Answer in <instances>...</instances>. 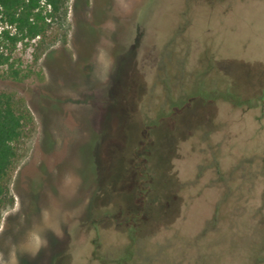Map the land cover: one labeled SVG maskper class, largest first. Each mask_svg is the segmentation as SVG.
Returning a JSON list of instances; mask_svg holds the SVG:
<instances>
[{"label": "rangeland", "instance_id": "374dc122", "mask_svg": "<svg viewBox=\"0 0 264 264\" xmlns=\"http://www.w3.org/2000/svg\"><path fill=\"white\" fill-rule=\"evenodd\" d=\"M3 29L17 40L0 36V91L31 121L0 210V264H102L96 241L124 247L145 134L149 264H264V0H64L38 37ZM36 226L49 245L32 254Z\"/></svg>", "mask_w": 264, "mask_h": 264}, {"label": "trees", "instance_id": "16d2710c", "mask_svg": "<svg viewBox=\"0 0 264 264\" xmlns=\"http://www.w3.org/2000/svg\"><path fill=\"white\" fill-rule=\"evenodd\" d=\"M64 0H0V22L3 25L15 29L16 35L21 38H35L44 34L46 30V19L59 13ZM44 10L48 12L44 13ZM0 36L10 40H17L16 36L9 35V31L3 29ZM7 62V57L0 55V64ZM223 99L231 100L235 105L243 103L240 96L226 91ZM189 96L186 101L172 105V108H182L189 104ZM174 109L167 116H172ZM31 121V115L26 109L16 107L14 97L11 93L0 91V210L5 205L8 194L7 181L13 170L18 156L17 143L24 135L25 126ZM161 123H146L145 130L149 132L152 127ZM144 137L141 145L134 148L132 169L140 178L138 181V212L132 214L126 220L128 231V243L121 249L103 252L99 243L95 242V257L102 264H149L150 259L144 257V246H140L141 221L144 210L147 207V196L151 192V183L156 177L153 167L142 151L148 152V145L152 137ZM145 156V157H144Z\"/></svg>", "mask_w": 264, "mask_h": 264}, {"label": "clouds", "instance_id": "9594fccd", "mask_svg": "<svg viewBox=\"0 0 264 264\" xmlns=\"http://www.w3.org/2000/svg\"><path fill=\"white\" fill-rule=\"evenodd\" d=\"M98 59L106 62L105 67L109 66V64L114 67V61L111 60L109 53L101 50L98 53ZM45 217H47V213H44ZM53 235L59 238L61 236V230L59 226L55 229H49ZM49 245L47 235L43 229H40L38 226L31 228L25 233L24 244L23 247L26 251L31 252L32 254L39 253L42 249H46ZM15 264H19L18 261Z\"/></svg>", "mask_w": 264, "mask_h": 264}, {"label": "bare ground", "instance_id": "6f19581e", "mask_svg": "<svg viewBox=\"0 0 264 264\" xmlns=\"http://www.w3.org/2000/svg\"><path fill=\"white\" fill-rule=\"evenodd\" d=\"M37 149V148H36ZM38 157V156H37ZM34 159V158H33ZM35 161V160H34Z\"/></svg>", "mask_w": 264, "mask_h": 264}]
</instances>
